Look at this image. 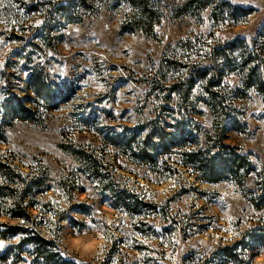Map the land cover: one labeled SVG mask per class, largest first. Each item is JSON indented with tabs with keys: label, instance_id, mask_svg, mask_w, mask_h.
Returning <instances> with one entry per match:
<instances>
[{
	"label": "rangeland",
	"instance_id": "374dc122",
	"mask_svg": "<svg viewBox=\"0 0 264 264\" xmlns=\"http://www.w3.org/2000/svg\"><path fill=\"white\" fill-rule=\"evenodd\" d=\"M220 1L238 20L176 18L185 0H157L147 38L120 32L125 6L59 25L55 0H0V105L8 87L37 118L0 113V163L25 181L11 186L25 217L0 197V225L54 242L74 264H264V95L211 56L258 36L264 0ZM32 68L47 74L48 109L30 105ZM152 130L167 134L163 148ZM217 139L248 162L244 182L202 180L195 160L215 158ZM21 238L0 239V264H43L15 249Z\"/></svg>",
	"mask_w": 264,
	"mask_h": 264
},
{
	"label": "trees",
	"instance_id": "16d2710c",
	"mask_svg": "<svg viewBox=\"0 0 264 264\" xmlns=\"http://www.w3.org/2000/svg\"><path fill=\"white\" fill-rule=\"evenodd\" d=\"M157 0H55L51 5L55 6V17L59 25L78 24L83 18L96 15L100 12L101 7L106 4L120 5L127 8V13L120 24V32L127 34H140L147 38H153L155 36L154 29L160 23L162 14L158 8ZM209 0H185L184 4L175 11V17H190L196 22H200L201 15L206 9L209 12V20L215 25L224 23L229 15L230 19H236V12L238 9L229 6L228 3L218 0V5L215 8L211 7L208 3ZM216 3V2H213ZM243 19L246 17V11H242ZM219 49L214 50L212 58L224 63L226 66H234L237 75L241 78L242 89L259 93L264 95V25L260 29L258 36L248 44L242 39H235L225 42L223 45L218 46ZM223 67V66H222ZM46 74V73H45ZM42 68H32L28 76V84L31 88L33 97L31 98L30 105L35 109L38 106L48 107L55 105L53 92L50 89L48 80ZM199 78H205V73H198ZM7 87L5 92L4 101L0 105V113L4 117L13 113L14 119L23 122H36L35 115L32 110L23 105L21 101H18V97ZM11 97V98H9ZM14 101V102H13ZM215 106L219 105L216 100ZM211 108V107H210ZM213 111V108H211ZM214 117V123L216 126L215 136L221 135V132L217 129L220 122L218 120L219 115L212 112ZM6 119V118H4ZM165 125V124H164ZM1 126V124H0ZM173 127V126H170ZM160 130L155 132L152 130L150 136L147 139H153L156 144L153 149H161L165 145V139L163 136L167 134ZM3 136L0 135V142H3ZM113 145H119L117 141L112 140ZM218 146L215 147V158L197 159L196 163L200 165L199 173L202 175V180L206 182H217L221 179L223 174L230 175L233 180L238 176V183L244 182L247 178L250 168L245 158L240 155H234L233 153H226L225 150H233L229 146L222 144L220 139H217ZM201 151L190 152L189 157L191 159L198 158ZM145 155V154H144ZM143 157V156H142ZM146 157V156H145ZM241 169H247L243 174H239ZM17 182L20 185H25V181L21 174L14 172L10 167L0 163V197L8 199L10 204V212L14 214L10 217L16 219H23L25 216L22 213L16 212L13 203L16 205L17 200L14 194L17 190L12 189V185H16ZM2 184H8L5 186ZM19 209V205H17ZM9 212V213H10ZM3 227V228H1ZM19 226H6L0 225V239L6 240L13 237H22L20 242L14 246L15 249H22V247H32V253L43 264H74L68 260L57 258L54 250L57 251V246L52 241L41 238L37 234H28ZM25 237L23 238V236ZM228 251V249H226Z\"/></svg>",
	"mask_w": 264,
	"mask_h": 264
}]
</instances>
